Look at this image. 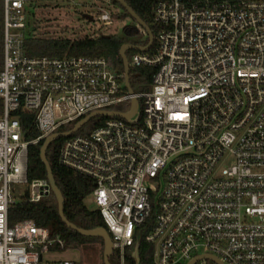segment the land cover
Instances as JSON below:
<instances>
[{
	"label": "built area",
	"instance_id": "built-area-1",
	"mask_svg": "<svg viewBox=\"0 0 264 264\" xmlns=\"http://www.w3.org/2000/svg\"><path fill=\"white\" fill-rule=\"evenodd\" d=\"M1 1L0 264H83L45 262L64 249L61 235L9 224L15 204L52 194L48 179H28V148L93 112L128 113L134 99L135 123L107 118L58 150L61 167L94 182L118 264L142 238L153 264H264V0L159 1L154 52L129 62L156 72L150 91L133 94L105 58L25 53L28 6L83 3L108 26L111 0ZM20 112L34 115L36 140L26 141Z\"/></svg>",
	"mask_w": 264,
	"mask_h": 264
},
{
	"label": "trees",
	"instance_id": "trees-1",
	"mask_svg": "<svg viewBox=\"0 0 264 264\" xmlns=\"http://www.w3.org/2000/svg\"><path fill=\"white\" fill-rule=\"evenodd\" d=\"M129 7L145 22L152 30L153 35L157 36V28L153 22V13L156 5L161 0H124ZM113 21H125L131 19L133 25L124 28L125 35L117 36L114 33H107L102 36H78L66 34H38L35 29L30 30V34L25 42V53L31 58H64L72 56H83L92 58H105L109 64L119 73L124 74V64L120 56V49L124 44H132L138 47H146L150 38L146 31L138 27V23L116 0H111ZM89 19V18H87ZM90 20V19H89ZM146 38V42L137 44L129 37ZM133 54L136 50L130 51ZM152 48L148 54H152ZM128 58V52L126 53ZM4 63V8L0 0V71ZM156 69L150 67H132L130 69V85L134 92L150 91ZM113 110L125 112L128 106L114 107ZM3 112V103L0 101V115ZM25 139L28 142L40 137L34 121V115L19 113ZM107 118L100 117L91 120L82 128V135L90 134L94 129L106 122ZM77 123V122H76ZM67 125L59 130V133L71 130L76 124ZM81 131V130H80ZM79 134V132L77 133ZM65 139H61L51 144L46 152L53 175L58 188L60 189L65 201L66 218L79 228L91 230L96 228H106L102 216L98 210L91 211L85 206V199L92 195L95 185L94 182L74 171L61 167L58 163V150ZM44 141L31 144L28 148V179H47L46 167L41 159L40 151ZM32 220L38 227L48 229L53 235L60 234L65 242L64 249L79 248L92 243L101 244V257L103 260L104 242L101 238L84 237L78 232L69 229L59 216L58 201L53 193L39 203L22 201L15 204L9 211V224L11 226ZM153 248L142 238L139 250V264H153ZM111 264H115L110 260ZM118 264V262H117ZM126 264H136L133 257V250L129 251Z\"/></svg>",
	"mask_w": 264,
	"mask_h": 264
},
{
	"label": "rangeland",
	"instance_id": "rangeland-1",
	"mask_svg": "<svg viewBox=\"0 0 264 264\" xmlns=\"http://www.w3.org/2000/svg\"><path fill=\"white\" fill-rule=\"evenodd\" d=\"M88 4L92 5L91 3ZM96 12V8L91 10L90 7L87 8L83 3L73 4L56 1H38L33 5L28 6V30L35 29V31L41 35H46L47 32H50V34H76L75 37L86 35L102 36L107 33H114L117 36H123L125 35L124 28L126 26L133 25L131 19H127L122 22L113 21V23L108 26L102 25L97 19L98 15ZM85 15L92 16L93 20L91 21L87 19ZM138 27L143 30L139 25ZM129 39L137 44L146 42L145 37L141 38L134 36L129 37ZM130 51L131 50L127 52L128 60L131 63L134 54ZM99 118L100 117H95L92 120H96ZM79 134L82 135V129L81 131H79ZM16 193L18 195L16 199L19 202L21 199L20 196L23 193V188H19ZM84 203L89 210H97V207L91 195L87 199H85ZM132 250L133 248L130 251ZM64 260H71L76 263L83 264H101V244L96 242L81 246L79 248L55 249L52 250L49 254H46L44 259V261L47 263H55ZM110 260L113 263L117 264L116 253H113V255L110 257Z\"/></svg>",
	"mask_w": 264,
	"mask_h": 264
},
{
	"label": "water",
	"instance_id": "water-1",
	"mask_svg": "<svg viewBox=\"0 0 264 264\" xmlns=\"http://www.w3.org/2000/svg\"><path fill=\"white\" fill-rule=\"evenodd\" d=\"M116 1L118 3H120V5H122V7H124L127 10V12L135 19V21L138 23V25L144 31L147 32V34L149 35V38H150V42L146 47H138V46H133L130 44H124L120 49V56H121V58L123 60V64H124L125 85H126L128 92L130 94H133V90H132L131 85H130V69L131 68H130L129 60L127 58L126 53L129 50H136L138 52L148 53L154 45L155 36L153 35L150 27L145 22H143L141 20V18L133 11V9L131 7L128 6V4L124 0H116ZM91 21H92V19H91ZM138 110H139V102H138V100L134 99L132 101V104H131V110L128 113H119V112H115V111L93 112V113L89 114L88 116L84 117L83 119H81L79 122H77L71 130H69L67 132H62V133H57V134L51 135L50 137L45 139V141L41 147V151H40L41 159H42V161L46 167L47 179L50 183L52 193L58 201L59 216H60L61 220L69 229H72V230L78 232L79 234H81L84 237H94V238L103 239V242H104V253H103L104 264H111L110 257L114 253L113 240H112L108 230L106 228H101V227L96 228V229H91V230H85V229L77 227L76 225L71 223L66 218L64 197H63L60 189L58 188V186L56 184V181H55V178L53 175V171L51 169L50 163L48 162V159L46 156V152L52 143L57 142L61 139L70 138L72 135L78 133L87 123H89L95 117H104V118L119 117V118H122L128 122L135 123L136 120H133V117L137 115ZM140 246H141V241L139 240L136 243V246H135L134 251H133V257L135 259L136 264H139V260H140V258H139ZM201 258H207V259L213 261L215 264H223L219 259L212 257V256L199 257V258L195 259L194 261H192L190 264H195V262Z\"/></svg>",
	"mask_w": 264,
	"mask_h": 264
}]
</instances>
